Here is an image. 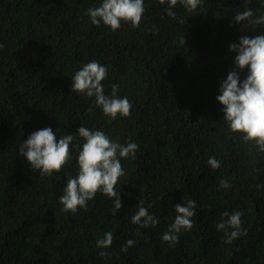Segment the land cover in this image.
Segmentation results:
<instances>
[{
    "label": "trees",
    "instance_id": "1",
    "mask_svg": "<svg viewBox=\"0 0 264 264\" xmlns=\"http://www.w3.org/2000/svg\"><path fill=\"white\" fill-rule=\"evenodd\" d=\"M102 3L0 0V264H264V152L230 130L216 99L230 72L241 83L248 75L230 45L264 35V26H242L235 16L245 9L264 16V0H202L194 12L178 3L173 17L167 0H144L140 25L121 22L116 31L91 23L88 9ZM92 61L107 69L105 95L115 84L128 98L130 117L112 120L95 97L72 91L75 73ZM81 126L138 145L134 159H121L118 211L102 193L86 210L63 211L60 197L85 143ZM44 128L57 142L74 137L70 161L51 176L20 155ZM189 200L193 227L170 246L162 237L175 206ZM139 206L158 220L154 227L132 223ZM237 211L247 231L228 244L233 229L217 225ZM108 232L112 245L101 249L97 241ZM128 240L134 245L123 252Z\"/></svg>",
    "mask_w": 264,
    "mask_h": 264
},
{
    "label": "clouds",
    "instance_id": "2",
    "mask_svg": "<svg viewBox=\"0 0 264 264\" xmlns=\"http://www.w3.org/2000/svg\"><path fill=\"white\" fill-rule=\"evenodd\" d=\"M163 5L165 0H159ZM167 15L173 17L175 13L170 9L178 3L182 4L187 11L194 12L201 5L202 0H167ZM144 0H103L99 7L88 9L91 23L96 26L103 25L116 31L121 27V22L131 23L137 28L144 15ZM235 22L242 26H264V16L254 18L251 9H245L235 16ZM153 32L156 27L153 26ZM230 51L236 53L235 65L240 70L248 69V75L243 83L240 81L238 72L232 71L227 79L222 82L221 95L217 96L218 102L224 108V120L234 133H242L246 142H254L264 152V35L253 37H241L239 45H230ZM107 77V69L96 61H92L77 73L72 79V91L77 94L95 97V106L100 107L104 115L112 120L119 115L128 118L131 115L132 104L127 97L119 98L117 85L112 86L110 96L105 95L102 81ZM78 135L85 143L78 155V174L75 178L67 180L64 194L60 197L63 211L76 214L78 209L87 208V202L92 201L97 193H102L108 198H114L115 210H120L122 201L120 193L116 191V185L120 177L125 175L121 159L135 158L138 145L128 143L126 146L113 142L103 131H92L81 126ZM73 135L62 136L57 142L56 134L51 128H44L32 133L20 147V155L25 157L33 170L39 171L40 175L51 176L54 172L59 173L70 161V145ZM208 164L212 169L220 167V162L215 158H209ZM222 188H229L226 181H221ZM195 201L189 200L187 206L176 205L177 213L174 223L162 239L173 246L179 242L178 234L182 230H191L193 227L192 217L195 215ZM228 219L217 225L218 230L225 228L233 229L226 233V243L241 235L246 234V229L241 227L242 212L229 215L223 213ZM132 223L138 227H154L158 220L148 213L147 208L138 207L137 213L132 217ZM113 234L108 232L104 238L97 241V246L106 249L112 245ZM134 245L133 240H128L121 249L127 252ZM101 252L100 255H106Z\"/></svg>",
    "mask_w": 264,
    "mask_h": 264
}]
</instances>
